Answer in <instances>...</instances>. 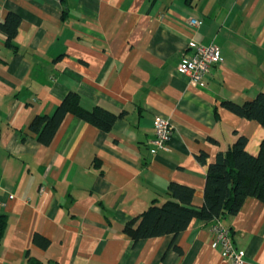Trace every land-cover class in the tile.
<instances>
[{"label": "crops", "instance_id": "crops-1", "mask_svg": "<svg viewBox=\"0 0 264 264\" xmlns=\"http://www.w3.org/2000/svg\"><path fill=\"white\" fill-rule=\"evenodd\" d=\"M8 12L21 21L14 47L0 30V264H232L211 246V222L137 242L123 227L171 198L170 181L201 206L207 165L238 135L258 153L264 127L220 102L264 91V0H0V21ZM191 42L222 56L201 83L177 70ZM70 91L123 114L104 130L68 113L39 143L32 117ZM156 114L173 125L163 148ZM220 219L243 264H264V202L248 196Z\"/></svg>", "mask_w": 264, "mask_h": 264}, {"label": "trees", "instance_id": "trees-1", "mask_svg": "<svg viewBox=\"0 0 264 264\" xmlns=\"http://www.w3.org/2000/svg\"><path fill=\"white\" fill-rule=\"evenodd\" d=\"M21 18L15 12H8L0 21V30L6 36V44L13 46ZM220 105L240 117L255 120L264 127V91L242 103L222 100ZM71 113L101 129L110 130L122 113L115 114L100 106L91 109L83 107L78 92L70 91L61 99L49 114H36L29 123V129L43 145H49L65 116ZM248 138L238 135L225 151H218L207 165L204 184V199L201 206L192 204L194 188L190 185L170 181L167 193L171 198L149 204L144 211L125 223L123 231L134 242L139 239L164 234L173 236L187 228L193 219L211 222L236 214L244 200L253 196L264 202V136L258 153L253 155L246 149ZM199 159L205 162L201 153ZM5 219L0 215V232ZM33 242L47 247L49 240L34 233Z\"/></svg>", "mask_w": 264, "mask_h": 264}, {"label": "built area", "instance_id": "built-area-1", "mask_svg": "<svg viewBox=\"0 0 264 264\" xmlns=\"http://www.w3.org/2000/svg\"><path fill=\"white\" fill-rule=\"evenodd\" d=\"M190 22L198 24V20L196 19H191ZM189 49V52L184 54L178 62L177 70L186 74L189 82L201 83L211 67L222 61L220 48L215 43L202 44L191 42ZM153 127V144L158 148L165 147L173 132V125L169 118L161 114H156ZM210 231L213 237L211 246L221 249L224 260H228L232 264L244 263L243 251L235 245L230 236L229 229L222 224L219 217L211 221Z\"/></svg>", "mask_w": 264, "mask_h": 264}]
</instances>
